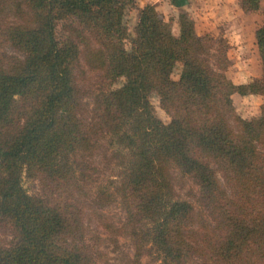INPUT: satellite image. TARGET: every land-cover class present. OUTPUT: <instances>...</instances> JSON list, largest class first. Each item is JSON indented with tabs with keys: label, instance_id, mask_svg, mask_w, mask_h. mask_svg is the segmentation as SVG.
<instances>
[{
	"label": "trees",
	"instance_id": "16d2710c",
	"mask_svg": "<svg viewBox=\"0 0 264 264\" xmlns=\"http://www.w3.org/2000/svg\"><path fill=\"white\" fill-rule=\"evenodd\" d=\"M137 1L0 0V9L25 3L32 11L27 23H0V49L24 54L0 58V225L12 236L0 241V264H98L84 244V205L76 197L87 198L86 186L97 181L91 158L108 134L118 183L100 186L95 202L105 207L120 196L139 243L135 258L150 245L164 264H264V104L259 117L231 126L234 93L264 99V19L256 31L262 78L234 85L226 75L228 42L199 36L186 13L175 35L146 5L130 37L124 17ZM262 1L240 4L254 13ZM60 23L73 35L59 37ZM76 38L87 47V69L102 74L90 94L92 123L77 115L85 93L75 78L82 63ZM91 41L98 49H89ZM152 94L173 113L169 123L155 115ZM171 169L197 185L199 215L176 198ZM25 172L50 196L28 194Z\"/></svg>",
	"mask_w": 264,
	"mask_h": 264
},
{
	"label": "rangeland",
	"instance_id": "374dc122",
	"mask_svg": "<svg viewBox=\"0 0 264 264\" xmlns=\"http://www.w3.org/2000/svg\"><path fill=\"white\" fill-rule=\"evenodd\" d=\"M146 5H150L147 0H138L137 5L130 7L126 10L124 17V24L127 26L129 36H134V29L138 22V14L140 9ZM158 13H160L158 11ZM179 12H176L178 15ZM188 14L183 11L181 14ZM256 21L264 19V1L260 4V9L256 12ZM161 14V13H160ZM32 11L27 4H21L17 8H9L8 10L0 9V23H14L21 24L29 22ZM163 15V14H161ZM171 14L168 13L165 20L171 22L172 31L179 35V24L175 18L170 19ZM189 15V14H188ZM175 17V16H174ZM180 17V16H179ZM192 20L191 16L189 15ZM173 21L175 27H173ZM193 21V20H192ZM194 22V21H193ZM68 24V23H67ZM195 24V22H194ZM59 37H65L66 34H72L69 25L60 23L57 28ZM233 34V33H232ZM225 32L224 29L200 36H209L213 40L224 39L228 42V58L229 66L226 70V75L230 81L235 85H242L245 82H250L255 79L262 78V63L258 52L257 44L253 36L249 39L248 43L241 40H235V36ZM88 34H86L87 36ZM76 41L82 51V63L75 71L76 84L85 94L81 99L80 107L77 111L78 118L85 123H92L95 108V100L91 97V93L100 86V79L102 74L100 71H89L85 66L87 47L77 38ZM127 50H130V40L125 41ZM96 48L98 45L91 41L89 49ZM6 53L7 56H15L20 60L24 59V54L16 50L11 45H6L0 49V58L2 54ZM91 54V53H90ZM89 55V54H88ZM3 66L7 68V62L3 61ZM181 72V64H178L173 72V79L178 80ZM243 72H250V75H243ZM247 82V83H248ZM124 79H121L115 84L116 87L122 86ZM246 84V83H245ZM234 105V117L231 120L233 129L238 128L236 120L257 118L261 114V109L264 104V99L260 95H240L234 93L232 96ZM21 103V100L18 99ZM150 102L155 111V115L164 123H169L173 118L172 112H167L161 105V100L157 94H152ZM111 136L102 135L99 138L97 148L94 151L91 162L98 168L97 181L86 186L87 198H83L81 192H78L76 201L84 205V244L92 249L98 264H164L162 257L155 248L150 245L145 246L142 251V256L139 259L135 258L139 247V243L134 240L131 235L130 225L128 223L127 211L124 207L123 201L116 193L115 201L111 205L100 207L95 202L96 192L100 186H108L110 182L115 181L118 183V173L120 168L118 161L114 157L115 148L110 147ZM173 179L174 192L176 198L186 200L193 204L195 212L202 213V207L198 201L199 189L191 177L181 176L178 170L171 169L170 171ZM221 178V175H219ZM222 180V178H221ZM83 181V180H82ZM84 184V183H83ZM23 186L28 194L35 197L50 196L51 188H46L40 178H31L27 176L26 172L23 174ZM198 213V215L200 214ZM210 218L203 216V220ZM199 222V221H198ZM201 223V222H200ZM195 227H199L198 224ZM11 235L8 229L0 225V241L2 244H7L11 240ZM202 264L199 258L193 259L191 264Z\"/></svg>",
	"mask_w": 264,
	"mask_h": 264
},
{
	"label": "crops",
	"instance_id": "0c3cea01",
	"mask_svg": "<svg viewBox=\"0 0 264 264\" xmlns=\"http://www.w3.org/2000/svg\"><path fill=\"white\" fill-rule=\"evenodd\" d=\"M147 2L154 5L157 11L166 17L170 13V19L175 18L174 21L178 20L180 12H188L195 22L199 36L224 29L229 34L233 33L235 40L248 43L250 36H253L256 42V31L263 23L261 19L256 21V12L245 13L240 0H147ZM176 12H179L178 15ZM174 21L173 27H175ZM242 74L250 75V72ZM243 82L245 84L248 81Z\"/></svg>",
	"mask_w": 264,
	"mask_h": 264
}]
</instances>
